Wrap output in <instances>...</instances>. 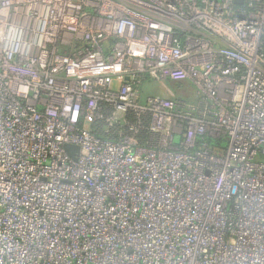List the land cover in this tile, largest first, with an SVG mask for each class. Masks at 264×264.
I'll return each mask as SVG.
<instances>
[{"label": "built area", "instance_id": "built-area-1", "mask_svg": "<svg viewBox=\"0 0 264 264\" xmlns=\"http://www.w3.org/2000/svg\"><path fill=\"white\" fill-rule=\"evenodd\" d=\"M0 264H264V0H0Z\"/></svg>", "mask_w": 264, "mask_h": 264}, {"label": "rangeland", "instance_id": "rangeland-1", "mask_svg": "<svg viewBox=\"0 0 264 264\" xmlns=\"http://www.w3.org/2000/svg\"><path fill=\"white\" fill-rule=\"evenodd\" d=\"M168 88L174 87L172 83H167ZM176 91L179 93L180 91H186L189 90V88H186L185 85H176L175 86ZM140 90L144 95H162V92H164V88L160 85V83L147 80L144 81L140 85ZM191 94V92H185V93H180L181 97H187Z\"/></svg>", "mask_w": 264, "mask_h": 264}, {"label": "water", "instance_id": "water-1", "mask_svg": "<svg viewBox=\"0 0 264 264\" xmlns=\"http://www.w3.org/2000/svg\"><path fill=\"white\" fill-rule=\"evenodd\" d=\"M64 148L71 152L72 151V157L75 159V154L77 153V150H78V146L76 145H71V144H65L64 145Z\"/></svg>", "mask_w": 264, "mask_h": 264}, {"label": "trees", "instance_id": "trees-1", "mask_svg": "<svg viewBox=\"0 0 264 264\" xmlns=\"http://www.w3.org/2000/svg\"><path fill=\"white\" fill-rule=\"evenodd\" d=\"M206 140L208 141V143H213V139L212 138L207 137ZM218 144L220 145L221 143L218 142ZM220 146H222V145H220Z\"/></svg>", "mask_w": 264, "mask_h": 264}]
</instances>
